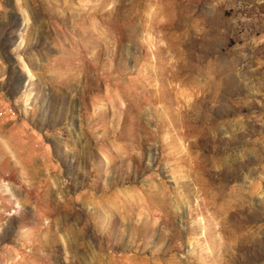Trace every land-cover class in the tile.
Here are the masks:
<instances>
[{
    "label": "rangeland",
    "instance_id": "rangeland-1",
    "mask_svg": "<svg viewBox=\"0 0 264 264\" xmlns=\"http://www.w3.org/2000/svg\"><path fill=\"white\" fill-rule=\"evenodd\" d=\"M0 264H264V0H0Z\"/></svg>",
    "mask_w": 264,
    "mask_h": 264
},
{
    "label": "bare ground",
    "instance_id": "bare-ground-1",
    "mask_svg": "<svg viewBox=\"0 0 264 264\" xmlns=\"http://www.w3.org/2000/svg\"><path fill=\"white\" fill-rule=\"evenodd\" d=\"M2 166H3V168H5L6 165H2ZM166 216H167V215H166ZM128 248H129V247H128ZM134 261H135V260H134ZM226 263H227V262H226Z\"/></svg>",
    "mask_w": 264,
    "mask_h": 264
}]
</instances>
